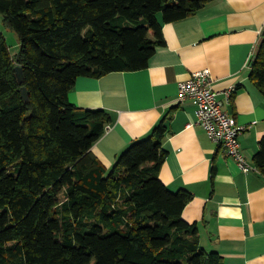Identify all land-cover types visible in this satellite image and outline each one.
I'll return each instance as SVG.
<instances>
[{
  "label": "trees",
  "instance_id": "16d2710c",
  "mask_svg": "<svg viewBox=\"0 0 264 264\" xmlns=\"http://www.w3.org/2000/svg\"><path fill=\"white\" fill-rule=\"evenodd\" d=\"M210 1L0 0L20 40L13 58L0 31V264H223L182 218L191 192L159 179L162 120L107 168L91 148L111 115L69 100L80 76L147 67L162 25ZM249 77L264 95V27Z\"/></svg>",
  "mask_w": 264,
  "mask_h": 264
},
{
  "label": "crops",
  "instance_id": "0c3cea01",
  "mask_svg": "<svg viewBox=\"0 0 264 264\" xmlns=\"http://www.w3.org/2000/svg\"><path fill=\"white\" fill-rule=\"evenodd\" d=\"M263 27L264 0H212L162 25L164 43L147 67L80 76L69 92L71 103L111 115L91 148L107 168L162 120L166 154L159 179L171 191L191 192L182 218L197 224L201 247L217 252L223 264H264V174L240 170L197 122L195 105L179 100L178 83L209 70L223 108L250 125L239 142L253 164L264 136V95L249 75ZM228 88H234L229 100Z\"/></svg>",
  "mask_w": 264,
  "mask_h": 264
},
{
  "label": "built area",
  "instance_id": "2783aa9c",
  "mask_svg": "<svg viewBox=\"0 0 264 264\" xmlns=\"http://www.w3.org/2000/svg\"><path fill=\"white\" fill-rule=\"evenodd\" d=\"M179 100H190L195 105L197 122L210 138L223 147L227 156L237 163L240 170L248 172L257 168L247 161L239 142V135L250 125L238 124L235 118L223 108L217 99V91L212 86V76L208 69L194 71L191 76L178 83ZM234 88L224 91L227 100ZM107 127V126H106Z\"/></svg>",
  "mask_w": 264,
  "mask_h": 264
},
{
  "label": "rangeland",
  "instance_id": "374dc122",
  "mask_svg": "<svg viewBox=\"0 0 264 264\" xmlns=\"http://www.w3.org/2000/svg\"><path fill=\"white\" fill-rule=\"evenodd\" d=\"M0 31L3 33L6 43L9 46L10 54L14 58L15 55L20 50V40L14 31L6 28L2 24L1 16H0Z\"/></svg>",
  "mask_w": 264,
  "mask_h": 264
},
{
  "label": "water",
  "instance_id": "95a60500",
  "mask_svg": "<svg viewBox=\"0 0 264 264\" xmlns=\"http://www.w3.org/2000/svg\"><path fill=\"white\" fill-rule=\"evenodd\" d=\"M14 69H15V72H16V75H17L18 80L20 82H22L24 80V74H23V71H22V67L19 66V65H16L14 67ZM21 90H22L21 92H22L23 97L25 99H28V92H27L26 87H22Z\"/></svg>",
  "mask_w": 264,
  "mask_h": 264
}]
</instances>
